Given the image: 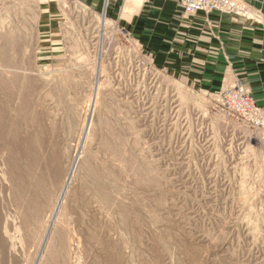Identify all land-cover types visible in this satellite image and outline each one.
I'll return each mask as SVG.
<instances>
[{
    "label": "rangeland",
    "instance_id": "374dc122",
    "mask_svg": "<svg viewBox=\"0 0 264 264\" xmlns=\"http://www.w3.org/2000/svg\"><path fill=\"white\" fill-rule=\"evenodd\" d=\"M233 1L0 0V188L41 220L0 264L36 263L68 172L86 264H264V122L219 101L242 86L264 120V0ZM219 28L261 43L228 52Z\"/></svg>",
    "mask_w": 264,
    "mask_h": 264
},
{
    "label": "bare ground",
    "instance_id": "6f19581e",
    "mask_svg": "<svg viewBox=\"0 0 264 264\" xmlns=\"http://www.w3.org/2000/svg\"><path fill=\"white\" fill-rule=\"evenodd\" d=\"M3 85H5V84H3ZM97 89H98V87H97ZM89 114H90V112H89ZM262 121L264 122V120H262ZM84 123H85V120H84ZM3 150L4 149L0 147V152H2ZM43 163H44V161H43ZM6 165H8V163ZM48 166H49V163L45 164L46 169H48ZM27 167H29V166H27ZM28 169L29 168H27V170H25L23 172L21 170V172H22V175L20 177L21 182L19 181L20 182V188H19L20 195H18V196H17V194L13 195L16 200L17 199L20 200V198H21V200H22V198L24 200L25 197L28 200H29V198L31 199V193H30V185L32 186L31 177H30L31 171ZM12 170H14V169H12ZM68 175H69V172L65 175L66 178L63 179V182H61L57 193H55L53 205L51 206V209L49 210V219L44 221V222H41V224L43 223L42 232H41L43 234V237L39 243V245H41V252H40L39 256L37 255L38 258H36L37 260H35L36 261L35 264H86L87 263L88 258L86 257L85 250H84V247L87 243L84 245V241H83V238H85V237H83V235L80 233V231L77 230V227H79V226L76 225L77 227L75 228L74 223L71 220V215L76 213L75 208H76V204H77L78 200L75 204L74 199H73V203H72V200H71L72 194L70 193V190H71L70 189V182H67ZM46 177H48V176H46ZM2 178H4V177H2ZM18 178H19V176H18ZM8 180H9V178H8ZM44 180H45L44 183L45 184L47 183L45 186H48V183H50V181H47L48 179H44ZM16 181H17V179H16ZM12 183H13V181H11V185L14 184V183L13 184ZM14 187H15V185H14ZM13 188H10V189L13 190ZM102 191H106V190H104V188H103ZM45 192H46V190H45ZM42 193H43V191H42ZM4 194H5V189L0 188V258L2 260V263L5 261V258L8 255H10V253L13 251V248L16 245V243L14 241L16 238L14 235L15 230H18V229L20 230V227L23 228L24 226H27V228L29 227V229L26 228V230H30L31 233L32 232L38 233V230L34 227H33L34 228L33 229L32 225L35 224L36 222H38L37 224H39L41 221V220L39 221V218H37L39 215L37 217H33V220L29 219V221H27L26 216L22 215L21 213H19V215H18V211L16 213H12L5 206L6 202H5ZM100 196H102V195H100ZM104 196H103V198L96 197V201H94V200L89 201L88 200V202L83 203V205H88V204L92 205L95 203H96V205L99 203L98 205H100V206H101V204L108 205L104 201L105 200L104 198H106ZM107 197H110V196L107 195ZM109 200H111V199H109ZM112 200H113V198H112ZM20 201H19L18 205L20 204ZM93 201L95 203H93ZM80 204H81V201H80ZM100 206L99 207L97 206L98 210L100 209ZM103 206H102V209H103ZM111 206H113V205H111ZM111 206H110V209H112ZM21 207H23V206H21ZM77 207L80 209L82 207V204H81V206L79 205ZM106 208H107V206H106ZM108 210H109V207H108ZM19 211H20V209H19ZM80 211H82V210L80 209ZM32 216H33V214H32ZM77 216H79V215L77 214ZM24 217H25V219H24ZM27 217H29V216H27ZM79 221H80V219H79ZM18 222H19V224H18ZM75 223H76V221H75ZM34 246H35V243H34ZM39 250H40V248H39Z\"/></svg>",
    "mask_w": 264,
    "mask_h": 264
},
{
    "label": "built area",
    "instance_id": "2783aa9c",
    "mask_svg": "<svg viewBox=\"0 0 264 264\" xmlns=\"http://www.w3.org/2000/svg\"><path fill=\"white\" fill-rule=\"evenodd\" d=\"M186 13L212 12L234 10L237 8L233 0H177ZM222 110L230 116H241L242 118L260 124L263 112L252 100L249 92L242 86L227 88L220 96Z\"/></svg>",
    "mask_w": 264,
    "mask_h": 264
},
{
    "label": "crops",
    "instance_id": "0c3cea01",
    "mask_svg": "<svg viewBox=\"0 0 264 264\" xmlns=\"http://www.w3.org/2000/svg\"><path fill=\"white\" fill-rule=\"evenodd\" d=\"M143 7L144 5H142L141 10ZM217 30L218 32H214V35H217L216 40L223 44L228 52L248 50L252 42L259 44L261 43L259 40H251L249 37H247L246 34L245 38H243L242 36L240 37V31H238V29L236 28L231 30L219 28ZM262 44L264 45L263 41Z\"/></svg>",
    "mask_w": 264,
    "mask_h": 264
}]
</instances>
